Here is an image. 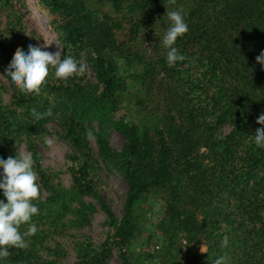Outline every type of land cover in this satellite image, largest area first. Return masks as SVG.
I'll return each instance as SVG.
<instances>
[{"label":"trees","instance_id":"obj_1","mask_svg":"<svg viewBox=\"0 0 264 264\" xmlns=\"http://www.w3.org/2000/svg\"><path fill=\"white\" fill-rule=\"evenodd\" d=\"M1 1L8 21L5 30L0 27V74L11 95L4 103L0 84V158H15L23 143L41 195L33 201L39 214L31 221L38 231L0 264H55L41 255L46 239L88 225L94 209L84 196L98 202L113 233L99 248L78 247L77 264H106L111 247L122 251L121 264L162 257L168 264L180 235L188 243L207 241V251L186 264H213L221 256L227 264H264V148L253 139L264 127L256 123L264 112V65L256 62L264 51V0H37L57 19L65 53L78 61L84 55L95 80L65 83L51 73L40 95L21 93L6 77L16 49L27 53L28 45L11 0ZM93 2L110 9L96 12ZM165 6L182 8L189 26L174 45L185 59L173 67L160 42L170 24ZM148 26L158 33L152 56L135 45ZM49 109L52 115L40 120L32 114ZM49 124L71 147L70 188L40 165L35 143ZM110 130L124 139L120 151L110 147ZM91 141L101 162L127 185L119 220L89 179ZM0 200L7 203L2 189ZM151 200L162 202L164 212L146 229L148 213L155 216L151 206L145 208ZM224 237L227 247H221ZM155 241H161L159 251ZM48 252L60 255L58 248Z\"/></svg>","mask_w":264,"mask_h":264},{"label":"rangeland","instance_id":"obj_2","mask_svg":"<svg viewBox=\"0 0 264 264\" xmlns=\"http://www.w3.org/2000/svg\"><path fill=\"white\" fill-rule=\"evenodd\" d=\"M2 3V1L0 0ZM0 3V4H1ZM96 12H103L104 10L110 9L108 5H101L98 3H92ZM11 5L14 7L17 17L20 18L21 32L27 39V45L41 46L45 42L53 43L47 49V51L55 52L57 46L63 49V46L59 40V33L55 30L58 24L55 23L57 19L55 16H51L47 10H45L37 0H11ZM7 8H1L0 5V22L1 30L6 29L7 25ZM154 27V26H153ZM149 27L140 33L139 38L135 41V45L139 50L144 52H151L149 56L153 55L154 39L158 36L155 28ZM124 38V37H122ZM57 45V46H56ZM28 48V46H27ZM66 55L64 49L63 56ZM81 62L86 64L83 58ZM87 65V64H86ZM54 74V70L52 72ZM88 81L95 82L94 75L90 68L87 66V72L83 76ZM55 78V76H52ZM56 79V78H55ZM0 84L4 86L5 90L2 92V98L4 103L10 101V88L7 80L0 74ZM123 111H120L122 114ZM126 120L129 119L125 116ZM228 129L224 128L222 133H227ZM50 141L51 143H47ZM108 141L110 147L115 151H120L124 144L123 137L110 130L108 133ZM37 152L39 154L40 165L44 170H48L52 173H58V181L65 188L72 186V162L68 159L71 154L70 145L59 138L57 134V128L54 124L47 126V133L39 138L36 143ZM92 147V159L93 165L89 171V179L91 180L94 189L104 200L105 204L113 212L114 216L119 220L122 216L123 205L127 193V185L120 176V174L111 167H106L97 155V147L91 141ZM17 154L20 155L23 152H27L26 147L23 143L17 146ZM43 196L45 192L42 191ZM86 205H92L94 211L88 214V225H84L80 228L72 227L65 228L63 230L52 233L45 242V251L41 253L44 259L53 261L56 260L55 264H77L79 259L77 256V248L85 243L91 244L95 248H99L108 235L112 234L113 231L107 226L106 220L107 215L104 210L99 206L98 202L91 196H84L81 198ZM156 199V198H155ZM151 206L152 212L155 213L147 215L149 221L146 222V229L152 228L151 222H155L158 216L164 212V206L162 202L158 200H151L145 208L149 210ZM150 212V211H149ZM70 217H68L69 219ZM54 234V235H53ZM206 242L203 238L199 242L188 243L183 235H180L178 252L174 253L175 258L169 261L168 264H186L198 255L204 254L207 251ZM161 247L160 243L155 241V250L159 251ZM58 248L60 255H52L48 251L49 249ZM109 255L106 260V264H121L119 254L122 252L116 247L109 248ZM139 247L134 248L135 253H140ZM162 258H156L155 261H151L152 264H162ZM167 259H165V262Z\"/></svg>","mask_w":264,"mask_h":264},{"label":"clouds","instance_id":"obj_3","mask_svg":"<svg viewBox=\"0 0 264 264\" xmlns=\"http://www.w3.org/2000/svg\"><path fill=\"white\" fill-rule=\"evenodd\" d=\"M168 3L175 5L176 0H168ZM185 15L182 8L166 11L165 16L170 24L160 42L166 49L169 67L185 59L174 46L177 39L189 31ZM51 44L45 41L41 46L29 44L27 53L19 47L16 49L5 72L21 93L40 95L53 70L55 78L65 83L72 77H83L86 74L87 65L71 55L66 54L62 58L63 49L60 46L56 45L55 52L45 50ZM256 62L264 65V51L256 57ZM32 114L40 120L44 116H51L52 111L49 109L46 113H39L33 110ZM256 123L264 125V112L258 116ZM88 135L91 136V132ZM253 139L257 147L264 148V127L255 130ZM0 168L3 169L0 173V189L7 200V203L0 200V259H7L11 255L10 249L27 247L26 237L38 231L31 221L34 215L39 214L38 206L33 201L40 198L41 192L30 152H23L15 158L9 156L6 160L0 158ZM25 224L28 228L22 232L21 226ZM227 244L228 239L224 237L221 247H227ZM227 259L221 256L213 264H227Z\"/></svg>","mask_w":264,"mask_h":264}]
</instances>
